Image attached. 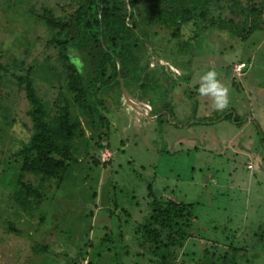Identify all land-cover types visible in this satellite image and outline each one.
<instances>
[{"label":"rangeland","instance_id":"obj_1","mask_svg":"<svg viewBox=\"0 0 264 264\" xmlns=\"http://www.w3.org/2000/svg\"><path fill=\"white\" fill-rule=\"evenodd\" d=\"M76 4L0 0V61L31 66L46 107L53 112L64 96L72 122L83 131L71 143L76 162L64 180L45 184L39 203L23 211L13 199L20 174L14 154L30 136L27 104L21 92L12 88L7 95L0 83V264H157L135 233L154 198L196 205L202 239L189 240L177 264H202L206 251L203 257L223 253L228 232H235L234 245L248 251L249 264H264V31L255 30L246 41L215 29L193 36L189 23L181 28V40L189 43L179 50L167 30L141 25L137 11L127 7L134 16L126 19L128 26L147 40L128 63L141 81L124 80L123 86L143 106H131L115 90L114 100L106 98L108 140L100 144L105 129L68 93L57 52L46 43L49 32L37 17L42 8L68 16ZM259 8L264 18V0H220L212 15L238 25L247 18L253 26ZM240 62L250 68L233 80ZM209 70L228 88L222 110L198 92ZM226 114L230 119H220ZM118 224L123 240L116 237ZM36 245L48 251L33 253Z\"/></svg>","mask_w":264,"mask_h":264},{"label":"trees","instance_id":"obj_2","mask_svg":"<svg viewBox=\"0 0 264 264\" xmlns=\"http://www.w3.org/2000/svg\"><path fill=\"white\" fill-rule=\"evenodd\" d=\"M219 1L77 0L76 7L68 16L59 17L54 16L51 10L42 8L37 17L49 32L46 43L57 52L66 74L68 93L77 106L97 116L99 126L105 129L99 133L98 143L103 138L108 140L109 135L110 123L106 117L109 109L106 104L110 105L111 101L106 98L114 100L113 92L117 90L120 99L121 83L123 85L124 80L133 84L142 79L137 74L136 77L131 74L128 63L133 58V51L138 50L141 42L147 39L133 34L126 19L133 20L134 16L133 12L128 13L127 7L137 11L141 25H157L167 30L170 38L178 41L179 50L189 43L181 40V28L189 23H193L196 29L193 36L209 34L210 30L215 29L246 41L255 30L264 31L262 9H257L259 16L254 22L255 27L247 22V18L243 24L238 25L232 20L213 17V8ZM133 25L136 29L134 21ZM77 59L82 62V66H77ZM144 60L148 67L149 56L146 55ZM8 61H0L1 89L6 90L7 95L12 88L22 93L27 104L26 116L30 122V136L14 154L20 174L13 187V199L17 206L28 211L43 198L45 184H59L64 180L71 165L76 162L72 157L71 143L74 138L82 137L83 131L72 122L70 105L64 96L55 102L54 110L50 112L35 87L32 67L24 64L23 60ZM230 117L226 114L220 119L227 120ZM235 120L231 118L232 122ZM25 175L34 177L37 182L33 184L25 180ZM195 206L154 198L149 215L136 228L135 233L140 236L141 245L150 247L152 256L159 258L157 264H177L187 242L202 239L196 227ZM121 227L118 224L119 233L116 237L123 240ZM255 238L259 240L257 234ZM224 239L227 242L226 250L223 253L214 252L209 257H203L204 253L207 254V251L204 252L202 264H239V257L243 260L242 264H249L246 257L248 251L234 245L235 232H228ZM260 239L263 241L264 236H260ZM217 247L214 246L216 250ZM32 251L41 254L48 249L36 245ZM41 264H46V260Z\"/></svg>","mask_w":264,"mask_h":264},{"label":"clouds","instance_id":"obj_3","mask_svg":"<svg viewBox=\"0 0 264 264\" xmlns=\"http://www.w3.org/2000/svg\"><path fill=\"white\" fill-rule=\"evenodd\" d=\"M75 63L78 67L82 66V62L79 59ZM200 80L199 94L211 97L214 109L222 110L226 108L229 103L228 88L217 80V73L214 70H209L201 76Z\"/></svg>","mask_w":264,"mask_h":264},{"label":"water","instance_id":"obj_4","mask_svg":"<svg viewBox=\"0 0 264 264\" xmlns=\"http://www.w3.org/2000/svg\"><path fill=\"white\" fill-rule=\"evenodd\" d=\"M118 72H119V67H118ZM118 78L120 79V76L118 75ZM121 87H122V96L124 97L125 101L130 104L131 106H134V105H139V106H143L142 103H138L136 101H134L132 98H129L125 92V89L121 83Z\"/></svg>","mask_w":264,"mask_h":264},{"label":"built area","instance_id":"obj_5","mask_svg":"<svg viewBox=\"0 0 264 264\" xmlns=\"http://www.w3.org/2000/svg\"><path fill=\"white\" fill-rule=\"evenodd\" d=\"M246 67V64L245 63H239V64H236L234 67H233V75L234 76H241L242 73H243V70L245 69ZM248 168H251V166H249Z\"/></svg>","mask_w":264,"mask_h":264},{"label":"crops","instance_id":"obj_6","mask_svg":"<svg viewBox=\"0 0 264 264\" xmlns=\"http://www.w3.org/2000/svg\"><path fill=\"white\" fill-rule=\"evenodd\" d=\"M261 45H264V36L262 37ZM240 63H243V62H240ZM245 64H246V63H245ZM250 65H251V64H250ZM250 65L246 64V67H245V69L243 70L242 75H244V72L246 73L247 69L250 68ZM242 77H243V76H242ZM232 79H233V80H236V77L233 76V73H232ZM248 167H249V166H248Z\"/></svg>","mask_w":264,"mask_h":264}]
</instances>
